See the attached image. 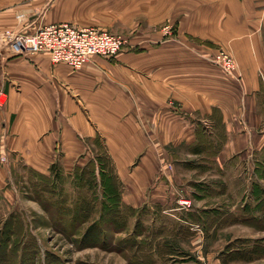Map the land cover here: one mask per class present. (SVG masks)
Returning <instances> with one entry per match:
<instances>
[{"label":"crops","instance_id":"0c3cea01","mask_svg":"<svg viewBox=\"0 0 264 264\" xmlns=\"http://www.w3.org/2000/svg\"><path fill=\"white\" fill-rule=\"evenodd\" d=\"M62 23L129 44L77 70L0 46L2 212L43 213L99 139L146 216L130 264H264V0H0V32Z\"/></svg>","mask_w":264,"mask_h":264},{"label":"rangeland","instance_id":"374dc122","mask_svg":"<svg viewBox=\"0 0 264 264\" xmlns=\"http://www.w3.org/2000/svg\"><path fill=\"white\" fill-rule=\"evenodd\" d=\"M161 31L177 40L174 25L164 24ZM223 50L217 47L212 55ZM94 151L101 156L97 163L104 167L105 177L97 169L91 171L88 162L72 182L49 186L53 197L41 194L49 189L48 182L42 184L34 197L43 213L10 215L0 208V264H130L131 248L139 242L135 237L146 216L115 203L117 185L108 177L102 141Z\"/></svg>","mask_w":264,"mask_h":264},{"label":"built area","instance_id":"2783aa9c","mask_svg":"<svg viewBox=\"0 0 264 264\" xmlns=\"http://www.w3.org/2000/svg\"><path fill=\"white\" fill-rule=\"evenodd\" d=\"M168 29L165 28L166 34ZM128 44L123 35L92 28L80 29L69 23L44 25L31 33L14 30L0 32V46L10 48L14 54L27 57L46 53L52 63H64L75 70L88 63L93 56L113 58ZM210 57L223 70L229 71L235 80H240L236 61L229 52L218 51ZM5 103L6 99L0 93V107ZM0 161L4 162L5 158Z\"/></svg>","mask_w":264,"mask_h":264},{"label":"trees","instance_id":"16d2710c","mask_svg":"<svg viewBox=\"0 0 264 264\" xmlns=\"http://www.w3.org/2000/svg\"><path fill=\"white\" fill-rule=\"evenodd\" d=\"M99 142H101V141L98 139V141H97L96 144H98ZM104 151H105V155H106V158H105L106 160H105V161H106V164H107V166H108V168H109V176H108V177L112 178V180H113V181L116 183V185H117V194L115 193L117 199H116L115 203H117V204L120 205V183H119V181L117 180V178H116V176H115L114 168H113V164H112L111 159H110V157L108 156V154H107L105 148H104ZM95 157H96V158H95L96 160H94V161L91 160L90 163H89L88 165L92 166L91 171H94L95 169H97V170H99L100 175L103 176V177H105V173H106V171L104 170V167H102L101 164H98V163H97L98 160H99V162H100V158H101V156L97 154ZM95 163H96V164H95ZM90 166H87V167L89 168ZM96 167H97V168H96ZM79 170H82V168H77V169L75 170V172H76L75 175L78 174V171H79ZM120 206H121V205H120Z\"/></svg>","mask_w":264,"mask_h":264}]
</instances>
